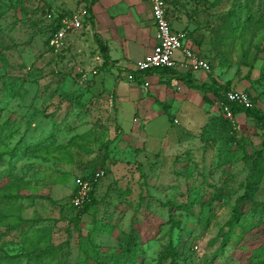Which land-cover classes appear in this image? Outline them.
Segmentation results:
<instances>
[{
    "label": "rangeland",
    "instance_id": "rangeland-1",
    "mask_svg": "<svg viewBox=\"0 0 264 264\" xmlns=\"http://www.w3.org/2000/svg\"><path fill=\"white\" fill-rule=\"evenodd\" d=\"M166 1L170 24L185 32L187 44L194 51L213 46L217 60H225L222 67L212 64L220 82L252 98L264 91L263 82L250 90L243 80L248 67L255 79L264 66V27L254 23L264 20V0ZM80 4L0 0V264H99L94 247L123 264V236L130 232L132 264H169L171 249L176 264H264V214L258 216L264 168L253 197L256 212L241 230L232 213L250 168L239 158L216 166L218 143L210 149L198 138L205 118L172 139L159 132L171 125L169 115L142 130L134 109L118 105L115 95L117 82L124 93L133 66L118 72L104 63L89 23L69 36L60 54L47 50L44 12L70 13ZM256 99L264 117V97ZM217 107L207 103L205 114L221 117ZM236 124V139L244 135L251 143L246 155L264 143L250 118ZM147 131L158 133L138 146ZM97 168L105 176L95 188V206L74 220L72 180ZM221 185L227 194L220 201L199 206Z\"/></svg>",
    "mask_w": 264,
    "mask_h": 264
},
{
    "label": "crops",
    "instance_id": "crops-1",
    "mask_svg": "<svg viewBox=\"0 0 264 264\" xmlns=\"http://www.w3.org/2000/svg\"><path fill=\"white\" fill-rule=\"evenodd\" d=\"M91 2L90 16L92 20L89 23L88 30L91 27L94 31L93 34L104 43L109 63L112 62L115 70L126 72L127 70L124 69L129 68L130 65L133 66L136 61L147 56L155 44L149 6L145 0H91ZM171 28L178 31L173 28V25H171ZM74 34L76 32L71 35ZM199 41L201 40L199 39ZM197 52L200 57L206 58L210 66V71L207 73L201 72L204 74L203 77L197 75L199 72L184 71L179 67L144 74L136 73L132 69V72L135 73L134 77L127 79L126 89L121 95L119 94L117 82L115 85L117 104L134 109L133 115L137 118L135 121H141L144 124L142 130L154 119L169 115L173 119L171 125L159 130V132H166L172 139L179 133L189 134L187 133L190 131L189 127L193 129L204 118L207 120L209 116H212L205 114L209 110L205 108L207 103L203 101L202 95L189 88L184 80H181V77L187 76L186 80L191 85L208 83L209 78L223 85V82H220L218 77L216 78L212 64L216 65L218 63L219 67L224 66V64L221 65L216 59L217 51L213 49V46L207 47L205 45L203 51L199 48ZM173 57L175 61L181 59L178 52L174 53ZM117 61H120V64ZM254 71L255 68H252L249 72L250 80L257 78L252 79L251 75L254 74ZM256 76H258V73ZM227 82L225 81V83ZM230 83L232 84V82ZM231 86L236 90L234 84ZM206 98L211 102L214 101L211 95H206ZM197 112H200L198 116L196 115ZM234 117L236 124L237 121H241L244 115L241 113ZM174 125L177 127L174 128ZM157 133L147 131V135H145L142 132V136L139 138L140 142L137 143L138 146L145 147L148 141L147 138L156 137Z\"/></svg>",
    "mask_w": 264,
    "mask_h": 264
},
{
    "label": "trees",
    "instance_id": "trees-1",
    "mask_svg": "<svg viewBox=\"0 0 264 264\" xmlns=\"http://www.w3.org/2000/svg\"><path fill=\"white\" fill-rule=\"evenodd\" d=\"M164 2L166 4V16L169 20V6H168V3L166 0H164ZM81 3H83V5L80 4L78 7H84L88 13V16L86 17V19L83 20V23H82V27H83V26L87 25L88 23H91L92 19L90 16V6L92 5V2L91 1L86 2V0H81ZM171 4H174V3L171 2ZM67 14H69V12L68 13L52 14L49 11H46L43 14L44 19L46 21V24L44 27V32L46 34L45 40H44V45L47 48V50L52 52V53H55V51H53V49L48 47L47 40H48L49 36L57 29L58 20L62 16H65ZM226 16H228V18H234V14L232 12H229ZM259 21H263V22L261 23V22L256 21L254 23L256 25H258L259 28L264 27V20H259ZM169 23H170V21H169ZM170 26H171V24H170ZM229 29H231V31H234L235 27H229ZM67 39H68V36L65 40V47L67 45ZM93 39H94L95 43L97 44L98 53L101 56L102 61L104 63H108L109 59L107 57V50H106L104 43L101 40H99L95 34H93ZM62 51H63V49L60 51H56L57 52L56 55L60 54ZM218 56H219V58H221V55L216 54V59ZM204 60H206V59H204ZM224 61L225 60H221L219 63L221 65H223L222 63ZM207 63L209 65L208 61H207ZM209 68H210V66H209ZM251 69H252L251 67H248L247 71H246L247 73L243 77V80H246L248 82V89H250V90L254 89L255 86H263V84H261V82L264 83V66L259 68L258 76L255 80L249 79V72L251 71ZM162 70H168V69H157L155 71H162ZM118 71H121V70H118ZM127 73L129 74V77H131V78L134 77L135 73L130 72V71H127ZM209 74H206V75L210 76ZM186 78H187V76L181 77V80H184L185 84H187V86L189 88L193 89L194 91L199 92L202 95L203 101L205 103H208V104H212L214 101H216L217 105H218L219 102L224 101L222 98V96H223L222 94L224 92H226L228 90H235V89H233V86H231V83L229 81L227 83L221 85V84L217 83L216 81L212 80V78H209L208 83H201L199 85H191V84H189V81L186 80ZM241 92L245 93L248 96V98L251 102V108L243 109L242 107L237 106V105H229V108H230L232 115L236 116V115L242 113L245 118H247V119L250 118L254 123H256L255 126L257 125L261 128V130H262L261 134H263V136H264V117H263L261 111L259 110V108H257L256 104H255V102L257 100L256 98L264 97V91L259 92L253 98L246 91H241ZM206 95H211L212 98L214 99V101L213 102L209 101L206 98ZM221 117L216 116V115L209 116L206 120V123H204V125L200 128L198 138H199V141L205 145V147H206V145L208 146L210 144V146H208V147H210V149L213 146V144L218 143L217 151H216V153H217L216 158L218 160L216 163L217 167L222 165V164L229 163L233 159L239 158V160H242L243 163L245 165H247L248 168H250V176L248 177V179L245 182L244 192L240 196H238L236 199L239 203V205H238L239 208L237 207L235 210H233V213H232L234 223H240V228H241V230H243V229H245V228H243L244 225H246L245 227L250 226L249 223L245 224V222L247 221V218L251 217L256 212L257 204L253 201V197H254L255 192L257 191V186L259 184L260 176H261V173L263 172L262 170L264 168V152L262 150V149H264V143L261 140L260 144H259V148L258 149H252V153L249 155H246L244 153L243 149L246 145L251 144L250 141H248V139H245L244 135H241L240 138L236 139V137L234 136L235 128L231 125V123L228 120L224 119L223 117L221 118ZM235 126H236V124H235ZM205 147H202L203 150ZM98 171H102V177L105 176L104 170L101 168H97V169L91 170L88 173H84V174H81L79 176H75L72 180V192H71V195L69 196L68 204H69L70 210L74 213V220H77L81 214L90 211L92 209V207L95 206V193H94V191H95V188L97 186V183L99 182V180L102 177L97 179V181L95 183L91 184V189L89 190V192L87 194L86 200L79 207H76V208L73 207L70 203L71 199L75 195V185H74L73 181L75 178H79L83 181H85V180L91 181L93 174L95 172H98ZM213 189H214V192H213L214 194L211 195L208 198V200H206L205 202H200L199 206H201L203 208V206L205 207V206L210 205L212 201H220L221 198L227 194L224 192V186L223 185H221V187H217V188L213 187ZM191 203H192V201L182 205L181 210H188L191 207ZM246 204H250V209L252 208L250 212H246V211L242 212L240 210L241 206L246 205ZM263 214H264V210H262L258 216L262 219ZM204 220L205 219L203 218V221H201V222L203 223ZM104 231H106V230H104ZM123 237L125 238V241H124L125 248L123 250V255H124L123 264H132L133 259H132V254H130V251H132L133 248L136 247V243H134L135 237L133 235V232H130ZM227 242H228V240L225 237L223 239V241L221 242L220 247L226 246ZM169 254L172 255V259L169 261V264H176L174 262L176 259V253L173 252V249H171V252H169ZM94 256H95L94 258H97L99 264H119V260H120L117 255L115 256L112 254L107 256V257H102L103 256L102 251L99 248H95V247H94ZM130 261H132V262H130Z\"/></svg>",
    "mask_w": 264,
    "mask_h": 264
},
{
    "label": "built area",
    "instance_id": "built-area-1",
    "mask_svg": "<svg viewBox=\"0 0 264 264\" xmlns=\"http://www.w3.org/2000/svg\"><path fill=\"white\" fill-rule=\"evenodd\" d=\"M149 6L150 17L154 28V41L150 53L143 59L133 64V71L139 74L154 72L157 69H174L179 67L184 71L202 72L209 71L206 60L201 58L191 46L187 44L186 34L183 31L172 30L166 16V4L164 0H145ZM88 13L84 7H78L69 14L58 20L57 29L49 36L47 45L53 51H60L65 48V40L70 34L82 28L83 20ZM178 52L180 60L175 61L173 55ZM84 75L82 76V78ZM146 86V84H144ZM224 101L218 103V110L221 116L228 120L235 127V117L232 115L229 105H237L243 109L251 108L248 96L236 90H228L222 94ZM102 177V171L95 172L89 180L74 179L75 195L70 203L73 207H79L87 198L91 184Z\"/></svg>",
    "mask_w": 264,
    "mask_h": 264
}]
</instances>
